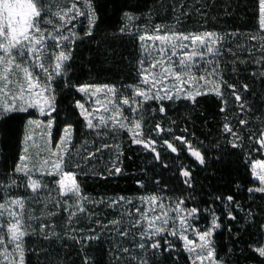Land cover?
<instances>
[{"label": "snow or ice", "instance_id": "1", "mask_svg": "<svg viewBox=\"0 0 264 264\" xmlns=\"http://www.w3.org/2000/svg\"><path fill=\"white\" fill-rule=\"evenodd\" d=\"M33 257L264 264V0H0V264Z\"/></svg>", "mask_w": 264, "mask_h": 264}, {"label": "trees", "instance_id": "2", "mask_svg": "<svg viewBox=\"0 0 264 264\" xmlns=\"http://www.w3.org/2000/svg\"><path fill=\"white\" fill-rule=\"evenodd\" d=\"M251 5H249L250 9ZM110 11V10H109ZM241 16L245 15V11L241 9L240 12ZM248 19H246L243 23V27L245 28H250L256 25V21L253 20L252 17V12L249 10L246 13ZM243 39V37H242ZM80 53L83 55L87 56V51L83 48H81ZM105 71L99 72L100 65H89V64H82L80 67L77 69V75L80 77L81 82L83 83H105V82H110L112 80H118V81H124V82H130L128 81L127 78V72H117L116 70L108 71V69L112 68L111 65L105 64L103 65ZM92 68L93 71L91 75L88 72V69ZM127 147V145H125ZM129 155L132 153L129 152ZM257 158H260L259 156ZM127 163V161H126ZM137 164L141 163L140 160L136 161ZM224 176L225 179H227L228 172L227 170L224 171ZM78 182L82 185L84 188V191L87 195H94L96 197H99L100 194H106V195H112L114 193H120L124 190L131 191V186L130 182L124 180L123 178L117 180H112L109 179L107 181L99 180V179H85L83 176L78 177ZM55 195V193H53ZM37 215L40 213L37 212ZM33 264H35V257L32 258Z\"/></svg>", "mask_w": 264, "mask_h": 264}]
</instances>
